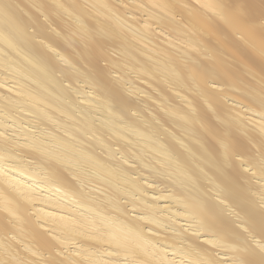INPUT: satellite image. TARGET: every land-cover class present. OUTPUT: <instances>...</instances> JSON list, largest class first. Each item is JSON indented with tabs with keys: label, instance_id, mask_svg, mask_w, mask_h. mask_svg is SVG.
<instances>
[{
	"label": "bare ground",
	"instance_id": "1",
	"mask_svg": "<svg viewBox=\"0 0 264 264\" xmlns=\"http://www.w3.org/2000/svg\"><path fill=\"white\" fill-rule=\"evenodd\" d=\"M0 264H264V0H0Z\"/></svg>",
	"mask_w": 264,
	"mask_h": 264
}]
</instances>
